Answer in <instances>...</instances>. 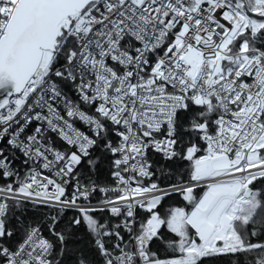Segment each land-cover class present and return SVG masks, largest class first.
<instances>
[{
	"label": "snow or ice",
	"instance_id": "1",
	"mask_svg": "<svg viewBox=\"0 0 264 264\" xmlns=\"http://www.w3.org/2000/svg\"><path fill=\"white\" fill-rule=\"evenodd\" d=\"M0 181V264H264V0H0Z\"/></svg>",
	"mask_w": 264,
	"mask_h": 264
},
{
	"label": "trees",
	"instance_id": "2",
	"mask_svg": "<svg viewBox=\"0 0 264 264\" xmlns=\"http://www.w3.org/2000/svg\"><path fill=\"white\" fill-rule=\"evenodd\" d=\"M0 182H2V181H0ZM68 215H71V213H68Z\"/></svg>",
	"mask_w": 264,
	"mask_h": 264
}]
</instances>
